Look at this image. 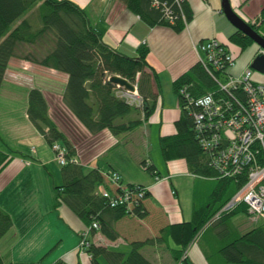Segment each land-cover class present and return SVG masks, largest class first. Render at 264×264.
I'll return each instance as SVG.
<instances>
[{
  "label": "trees",
  "instance_id": "1",
  "mask_svg": "<svg viewBox=\"0 0 264 264\" xmlns=\"http://www.w3.org/2000/svg\"><path fill=\"white\" fill-rule=\"evenodd\" d=\"M122 1L149 25L165 24L180 31L192 18L187 0ZM261 10L260 18L264 19V5ZM249 23L257 29L256 22ZM229 40L241 48L253 42L237 28L229 34ZM221 45L229 51L223 43ZM148 50V45L141 42L135 47V54H126L105 43L85 9L73 0H0V85L12 57L64 72L67 77L61 99L92 133L109 129L114 135H128L153 112L162 92L158 73L147 61ZM209 69L197 60L173 79L172 87L180 112L174 120L175 131L160 134L158 142L164 159L184 158L193 174L218 178V186L203 203L196 201L193 192L188 220L167 224L155 236L131 240L127 251L92 242L88 237L86 251L91 264H102L100 258L108 264H155L141 250L144 244L154 242L164 245L175 263L181 259L182 264H193L185 251L202 227L197 242L209 264H264V221L240 231L231 220L235 213L246 212L244 203L211 219L237 190L240 181L218 174L208 161V152L203 148L200 132L195 127L192 113L201 109L195 103V97L217 87L212 75L218 79L226 75L223 68L210 65ZM112 73L135 83L138 102L121 95L124 88L108 79ZM26 113L60 164L61 183L54 186L56 201L64 202L80 217L84 228L90 226L89 233L97 229L106 238L115 240L119 236L115 226L119 218L126 214L138 217L147 214L143 200L149 191L141 183L124 182L130 190L135 185L143 186L142 198L131 207L125 203H109L110 195L121 191L120 187L110 185L99 166H84L79 161L76 147L51 118L47 97L38 86H30L27 90ZM55 142L64 150L63 162L56 157ZM12 157V151L0 147V171ZM140 163L155 177L159 175L150 159H142ZM230 182L234 184V190L224 195L223 191ZM101 184L106 186L109 195L100 193ZM11 224L10 213L0 206V237ZM0 264L11 263H6L0 254Z\"/></svg>",
  "mask_w": 264,
  "mask_h": 264
},
{
  "label": "crops",
  "instance_id": "2",
  "mask_svg": "<svg viewBox=\"0 0 264 264\" xmlns=\"http://www.w3.org/2000/svg\"><path fill=\"white\" fill-rule=\"evenodd\" d=\"M73 1L85 9L92 25L102 33V39L110 46L126 54H135V47L139 43L145 42L148 45L146 58L158 73L162 92L153 112L139 126L143 129L145 137L147 132L148 142L152 136L153 125L156 126L153 139L157 141L160 134L175 131L174 120L179 115L180 107L173 91L172 81L205 54L201 48L205 39L215 37L235 56V64L229 68V72L233 74L241 73L249 65L254 54L259 52V46L254 41L241 48L229 40V34L236 27L222 12L221 0H187L192 9V18L180 31H175L165 24L149 25L122 0ZM229 1L233 9L247 22H256L257 26L263 23L264 19L258 16L261 15L264 0ZM15 58L12 57L9 61L0 91L3 83L7 81V70L11 67L16 71L29 72L26 65L30 61L18 58L22 60L19 62ZM58 73L62 79L59 89L60 105L67 117L75 122L77 132L61 124L65 121L63 117L66 119V116L57 119L52 115L51 101L46 95L49 114L76 147L79 161L84 166H99L102 172L116 169L120 172L123 182L144 184L149 191L143 200L147 209L144 217L126 214L115 222L119 232L115 240L106 238L97 229L89 233L90 240L120 249L121 245L130 246L131 240L157 235L159 229L167 224L188 220L194 201L193 191L190 192L193 182L191 183L188 176L193 173L188 169L185 159L181 157L164 159L159 147L160 156L158 154L152 157L150 152L147 153L159 172L158 177L150 172V176L133 175L126 169L124 154L121 158L116 157L115 152L109 154L118 146L119 136L114 135L109 129L90 132L64 104L61 92L67 76L64 72L58 71ZM253 77L264 81V71H253ZM8 82L19 84L14 79ZM164 85L167 88L169 86L170 94L167 92V95H164ZM29 87L27 85L26 88ZM23 110L25 122L22 124L21 133L14 135L12 140H5L0 135V147L13 153V157L0 171V206L7 210L12 218L11 226L0 237V254L6 263L11 264L57 261H62L64 264H91L86 248L78 247L84 222L64 202L56 201L54 186L61 183V175L60 169L55 165L53 150L29 120L26 103ZM128 158L134 165L137 164L138 157L131 158L130 155ZM183 192L187 197L191 195L190 208L187 201L186 207H183L181 201ZM244 213V218L235 220L231 217L240 231L257 224L248 218L246 212ZM158 245L162 244L157 242L144 244L141 250L155 264H175L168 254L165 262H155L154 257L150 256L147 250H156ZM185 255L193 264H209L197 238L187 246ZM100 260L102 264L107 263L102 258Z\"/></svg>",
  "mask_w": 264,
  "mask_h": 264
},
{
  "label": "built area",
  "instance_id": "3",
  "mask_svg": "<svg viewBox=\"0 0 264 264\" xmlns=\"http://www.w3.org/2000/svg\"><path fill=\"white\" fill-rule=\"evenodd\" d=\"M201 48L205 54L199 60L204 67L209 69L213 65L223 68L226 75L219 79L212 75L217 87L195 97V103L201 107L192 113L195 127L200 132L203 148L208 152V161L218 174L240 181L237 190L211 219L244 203L252 222L264 221V81L253 77L254 69L249 65L239 74L229 72L236 58L215 37L204 41ZM259 53L264 54L263 47L259 48ZM121 95L129 101H139L136 85L134 90L122 89ZM185 96L189 97V94L185 92ZM53 147L56 157L63 162V148L56 142ZM105 176L110 185L121 189L110 195L111 205L125 203L131 207L142 198L143 186L135 185L130 190L124 185L119 171L109 170ZM99 191L102 195H109L103 184L99 186ZM92 225L95 227L96 223ZM89 230L90 226H87L80 232V249L86 248L89 242Z\"/></svg>",
  "mask_w": 264,
  "mask_h": 264
},
{
  "label": "rangeland",
  "instance_id": "4",
  "mask_svg": "<svg viewBox=\"0 0 264 264\" xmlns=\"http://www.w3.org/2000/svg\"><path fill=\"white\" fill-rule=\"evenodd\" d=\"M260 17V16H258ZM257 31L264 35V21L260 26H257ZM208 39V38H207ZM205 39L204 41H206ZM218 40V39H217ZM219 41V40H218ZM260 48V46L258 47ZM15 58V57H14ZM15 59H18L16 57ZM22 59V58H19ZM18 59V60H19ZM17 60V61H18ZM22 60H19V62ZM27 68L29 72L25 70H13L11 67L7 70L6 77L7 81L3 83V86L0 91V135L6 139L12 140L14 135L20 134L21 129H23L22 124L24 121V110L23 107L26 103V92L28 90L27 85L29 86H38L40 87L44 94L47 95L51 101V112L55 118H60L62 116H66L64 122L61 124H65L74 132H77V126L73 120H70L68 115L65 113L64 109L60 105V96H59V89H60V82H62L61 76L59 75L58 71L55 69H50L46 67H42L41 65L31 62L27 63ZM31 71V72H30ZM255 71V70H254ZM16 74V75H15ZM15 75V76H14ZM14 79L19 84L10 83L8 81ZM132 82V81H131ZM134 83V82H132ZM119 86V85H118ZM123 87V86H120ZM124 88V87H123ZM11 89V90H9ZM126 89V88H124ZM167 92L170 94V88L164 85L163 93L167 95ZM172 94V93H171ZM24 102V103H23ZM156 126L153 125L152 136L150 138V142H148V134L145 133L142 128L138 127L128 135L119 134V144L114 149H112L109 154L115 152L116 157L121 158L122 154L125 156L126 160V169L133 173V175L137 176H150V173L147 169L139 166V163L142 159H149L147 153L150 152L152 157H156L158 154L160 156L158 141L154 138L153 134H155ZM78 134H80L78 132ZM78 134H73L74 136H78ZM129 154H127V152ZM138 157L137 164L134 163L128 158ZM105 160V158H103ZM141 159V160H140ZM55 165L57 168H60V164L58 161H55ZM159 167V166H158ZM161 168V167H160ZM191 181L193 182V186H190V192H194V198L196 201L203 203L207 200V198L211 195L214 189L218 186L219 180L218 178L211 177V176H202V175H189L188 176ZM58 182V180H56ZM55 182V183H56ZM230 184V185H229ZM229 185V186H228ZM234 190V184L232 182L227 183L226 188L224 189V195L228 194L230 191ZM182 203L183 207H186V201L189 203L190 208V201L191 195L187 197L185 192L182 194ZM235 220L237 218H244L245 213L244 211H239L232 216ZM203 228V227H202ZM202 231V230H201ZM195 235V238L199 237L200 232ZM174 245V244H173ZM129 245H121L119 248L125 251L128 250ZM150 256H153L155 262H165L167 254L170 255L171 253L167 251L164 245H158V249L156 250H147ZM186 253V251H185ZM173 259V258H172ZM182 260L175 264H182ZM232 264H244L241 262H231ZM103 264H108L103 262Z\"/></svg>",
  "mask_w": 264,
  "mask_h": 264
},
{
  "label": "water",
  "instance_id": "5",
  "mask_svg": "<svg viewBox=\"0 0 264 264\" xmlns=\"http://www.w3.org/2000/svg\"><path fill=\"white\" fill-rule=\"evenodd\" d=\"M221 10L225 14L226 18L239 30L252 38V40L258 44V46L264 48V36L260 34L255 27L241 17L231 6L229 0H221ZM249 66L256 71H264V54H255L249 62ZM108 79L119 86H123L128 90H134L135 85L128 78L112 73L108 76Z\"/></svg>",
  "mask_w": 264,
  "mask_h": 264
}]
</instances>
